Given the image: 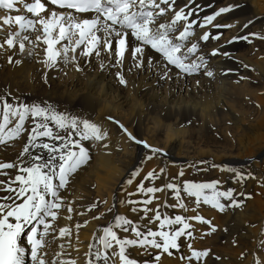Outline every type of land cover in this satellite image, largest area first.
<instances>
[{
	"label": "snow or ice",
	"instance_id": "snow-or-ice-1",
	"mask_svg": "<svg viewBox=\"0 0 264 264\" xmlns=\"http://www.w3.org/2000/svg\"><path fill=\"white\" fill-rule=\"evenodd\" d=\"M17 4L30 15L0 16V21L9 25L6 38L0 42V53H12L7 56L8 63L20 65L22 57L27 56L35 57L45 72L59 67L61 62L65 66L71 63L76 71H80L79 49V57L85 58V63L94 54L100 60L99 67L104 69L103 55L109 59L114 56L116 65L122 66L130 51L136 69L145 67L147 56V67L152 70L155 66L161 80L171 78V68L177 70L178 77L201 72L213 77L208 56L228 58L230 54L221 51L223 45L212 48L207 55L201 52L202 42L209 38L217 41L222 35L220 32L210 35L204 29L206 26L234 27L235 23H217L216 18L241 7L240 4H228L202 17L200 13L204 8H212L213 4L202 8L195 0L185 3H178V0H0V9L11 12L16 10ZM13 22L15 31L11 30ZM251 24L252 20H248L241 27L247 28ZM198 29L202 34H198ZM28 33H35V40ZM253 36L264 39V35L249 32L233 35L225 44L251 43L249 37ZM150 53L156 54L155 58ZM14 55L21 58L14 59ZM231 71L233 69H222V74ZM116 78L121 85H126L121 72H116ZM106 119L119 126L128 142L149 150L150 155H145V160L157 154L166 156L163 148L138 139L119 120L111 116ZM107 135L97 123L59 110L47 100L28 102L7 87L0 91V145L11 147L17 140L22 142L13 160L0 162V177H7L0 179V264H78L76 258H66L69 254L63 251L64 244H58L60 250L54 254L50 252L53 241L70 234L67 226L59 227L57 231L55 225L65 208L67 213L73 212L71 201L66 203L61 193L66 190L72 175L90 160L89 148L82 142L103 141ZM101 146L107 147L106 144ZM138 171V168L133 170L125 183L132 184ZM222 171L233 173L232 179L241 184L248 178H255L251 171L233 168ZM162 174H166L163 167L158 172L149 170L136 183L134 192H127L126 198L120 199L127 207V213L135 214L137 219L116 213L113 207L91 217L99 220L107 213L111 218L93 231L88 250L83 253V264H158L161 253L172 256V250L182 246H186L188 253L181 255L182 262L192 264L194 260L196 264H206L210 249L192 247L193 225L190 221L201 222L208 226V233H214L216 226L199 213L200 206L209 205L223 213L226 209L242 206L244 199L237 197L247 199L251 194L232 187L222 189L218 186L221 181L217 179L207 182L178 179L184 177L183 170L159 186L145 184ZM162 191L170 194L175 202L169 203L167 199L161 202L160 196L154 194ZM121 192H124L123 188ZM136 194L139 198L133 199ZM185 197L190 203H186ZM154 201H157L154 207L150 206ZM96 207L97 203L92 202L86 210ZM166 209H180L185 213L191 210L194 215H170ZM66 218L71 219V216ZM88 223L87 219L83 221L84 225ZM223 230L227 231L226 228ZM132 249L150 258L143 261L130 258ZM240 255L243 257L244 253ZM252 255L255 257L256 253ZM215 259L219 261L221 257L217 255ZM256 264L264 262L257 259Z\"/></svg>",
	"mask_w": 264,
	"mask_h": 264
},
{
	"label": "bare ground",
	"instance_id": "bare-ground-1",
	"mask_svg": "<svg viewBox=\"0 0 264 264\" xmlns=\"http://www.w3.org/2000/svg\"><path fill=\"white\" fill-rule=\"evenodd\" d=\"M253 1L195 0L202 8L213 4L212 8H204L201 17L221 6L241 5L215 21L235 23L234 27L218 29L206 26L204 29H210V35L216 32L222 35L217 41L209 38L202 42L201 52L207 55L212 48L223 45L221 51L230 54L228 58L223 55L208 56V67L213 70V77H207L202 72L178 77L177 70L171 68V78L161 80L155 66L152 70L147 67V56L144 58L145 67L136 69L130 51L122 66L116 65L114 56L109 59L103 55L106 66L101 69L100 60L94 54L85 63V58L79 57L78 49L80 71L61 62L59 67L47 72L35 57L24 56L22 63L15 65L7 62L11 52L0 53V91L7 87L28 102L47 100L59 110L90 119L108 133L103 141L82 142L89 148L90 160L72 175L66 190L61 193L66 203L71 201L73 212L69 214L65 208L55 222L57 231L59 227L67 226L70 234L53 241L51 253L60 250L58 244H64L63 251L69 254L66 258H76L78 264H83V253L88 250L93 231L111 218L107 213L99 220L91 217L113 207L114 212L137 219L135 214L127 213V207L120 203V199L126 198L127 192H134L136 183L149 170L158 172L163 167L166 174L154 181H145V184L159 186L183 170L184 177L178 179L201 182L217 179L221 181L218 186L222 189L232 187L238 192L251 194L247 199L237 197L244 199L242 206L226 209L223 213L209 205L200 206L199 213L216 226L214 233L207 232V225L190 221L193 225L192 247L196 250L210 249V255L205 258L206 264H256L257 259L264 262V232H261L264 227V63L254 61L242 52L244 46L250 49L255 44L253 37H249L251 43L236 41L225 44L233 35H246V29L255 23H264V16H257L251 10ZM185 2L178 0V3ZM5 14L15 16L26 13L17 4L16 10L11 12L0 9V16ZM248 20H252V24L242 28L241 25ZM15 29L13 22L11 30ZM8 31L9 25L0 21V42L6 38ZM197 31L202 34L201 30ZM28 34L35 40V33ZM25 44L27 47V42ZM150 54L155 58L156 54ZM16 58L21 57L14 55ZM222 69L233 71L222 74ZM117 71L124 76L126 85L118 82ZM244 105L250 110L244 109ZM108 116L119 120L138 139L163 148L166 156L157 154L145 160V155H150L149 150L128 142L119 126L106 119ZM218 119L226 126H218ZM203 131L214 135L209 146L203 144ZM102 144L107 147H102ZM21 147L19 140L11 147L0 145V162L13 160ZM213 164L219 167L214 168ZM137 168L139 171L133 183H125ZM224 168L251 171L255 178H248L241 184L232 179L233 173L222 171ZM122 188L124 192H121ZM154 195L160 196L161 202L164 199L169 203L175 202L170 194L163 191ZM132 198H139V194ZM99 201L105 203L100 204ZM185 201L190 203L187 197ZM92 202H96L97 207L86 210ZM156 202L150 206L154 207ZM165 211L170 215H194L191 210L186 213L180 209ZM69 215L71 219L66 218ZM85 219L89 221L87 225L83 224ZM77 224L81 227L76 228ZM225 228L227 231L223 230ZM181 243L184 244L183 239ZM172 251V256L161 253L158 264H185L180 257L188 254L186 246ZM242 252L243 257L240 255ZM253 253H256L255 257ZM129 255L140 261L150 258L136 249H132ZM217 255L221 257L219 261L215 259ZM192 264L196 262L193 260Z\"/></svg>",
	"mask_w": 264,
	"mask_h": 264
},
{
	"label": "rangeland",
	"instance_id": "rangeland-1",
	"mask_svg": "<svg viewBox=\"0 0 264 264\" xmlns=\"http://www.w3.org/2000/svg\"><path fill=\"white\" fill-rule=\"evenodd\" d=\"M251 10L257 16L263 17L264 16V0H254L252 3ZM208 31H210V29ZM245 32L246 33L256 32V33H259L261 35H264V23H255L251 27L247 28ZM253 38L255 39V44H253L250 49H247L248 46H244L242 49V52L246 57H249L250 59H253L254 61H257L259 63H264V39H259V38L254 37V36H253ZM69 64L72 66L71 63H69ZM70 72H72V71H70ZM243 108L246 110H250V108L247 105H244ZM216 123L220 127L226 126V124L223 121H221L220 119H218L216 121ZM213 136L214 135L206 133L205 131H203L202 135H201V139L203 141V144L205 146H209L210 145L209 141H211Z\"/></svg>",
	"mask_w": 264,
	"mask_h": 264
}]
</instances>
